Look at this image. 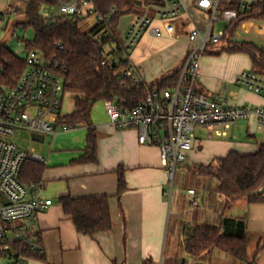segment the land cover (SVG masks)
Returning <instances> with one entry per match:
<instances>
[{
  "label": "crops",
  "instance_id": "1",
  "mask_svg": "<svg viewBox=\"0 0 264 264\" xmlns=\"http://www.w3.org/2000/svg\"><path fill=\"white\" fill-rule=\"evenodd\" d=\"M26 1L0 0V15L11 11L16 14L18 6L24 7ZM181 1L187 12L176 19L173 38L151 39L143 35L129 51V69L134 70L138 81L149 85L171 76L188 52L187 34L207 27L208 14L195 7V0ZM234 1L240 11L245 10L242 6L249 9L256 3L264 4V0ZM148 6L141 3L140 12ZM149 17L154 20L153 25H160L154 12L150 11ZM231 24L219 21L213 30L225 31L230 26L229 31L233 30L230 42L264 46V21ZM229 49L226 40L208 48L200 61L196 89L210 97L224 98L228 107L264 109L263 96L235 83V76L240 72H252L249 57ZM159 53H165L166 59L156 67L152 64ZM103 103L97 102L90 113V128L95 137L94 163H80L86 148V126L58 132L55 137L45 136L50 141L47 148H37L40 151L37 155L42 159L37 162L42 167L39 195L52 204L38 215L36 225L34 240L43 253L39 257L24 254L26 264H264V192L258 195L257 191L261 201L238 200L224 213H220L222 200H218L214 211L204 202L205 195L200 191L196 192L199 201L194 209L189 207L184 190L179 189L174 195L171 189L169 197L170 187L158 149L138 144L134 130L118 131L112 127ZM262 143L264 131L252 121H238L223 134L195 128L192 150L183 166H206L232 151L253 154ZM118 168H122L125 182V190L119 196ZM177 170L175 180L184 171L178 167ZM65 195L74 199L106 197L112 230L91 237L79 234L58 204V198ZM224 220H229V224L223 223ZM206 224L217 226L220 234H243L246 262L230 261L227 255L216 250L198 259L191 258L185 251V241L193 235L196 226ZM0 263L6 264L3 259Z\"/></svg>",
  "mask_w": 264,
  "mask_h": 264
},
{
  "label": "built area",
  "instance_id": "2",
  "mask_svg": "<svg viewBox=\"0 0 264 264\" xmlns=\"http://www.w3.org/2000/svg\"><path fill=\"white\" fill-rule=\"evenodd\" d=\"M159 1L160 4L149 5L142 13L131 15L123 31L124 51H130L143 35L151 39L175 36L176 19L185 14L187 8L181 0ZM220 1L195 0V7L208 14V25L187 34L188 52L180 64L179 78L173 89L148 92L144 101L130 111L120 110L109 101L103 103L112 127L118 131L134 130L138 144L158 149L170 187L169 197L177 167L192 150L195 128L223 134L238 121H252L264 131V109L228 107L224 98L210 97L196 89L202 57L208 48L219 44L224 35L222 30H213L214 24L237 19L236 11L219 7ZM242 8L247 10L248 6ZM57 10L60 15L77 19L92 18L103 26L117 13L113 7L101 14L90 0H60ZM150 11L154 12L159 26L153 25ZM24 64L11 87L1 82L4 71L0 68V259L6 264H26L25 250L32 254L43 253L34 240L36 225L38 215L52 204L51 200L40 197L41 184L24 186L19 182L23 163L26 160L42 162V159L33 152L19 150L12 136L16 130L43 137H55L58 132L70 130L56 127L63 99L64 70L35 51L26 54ZM104 64L102 61L101 65ZM125 76L133 82L138 80L132 69L127 70ZM235 83L264 97V79L251 71L237 74ZM185 199L191 209L197 207L199 199L192 189L185 191Z\"/></svg>",
  "mask_w": 264,
  "mask_h": 264
},
{
  "label": "trees",
  "instance_id": "3",
  "mask_svg": "<svg viewBox=\"0 0 264 264\" xmlns=\"http://www.w3.org/2000/svg\"><path fill=\"white\" fill-rule=\"evenodd\" d=\"M90 1L101 14H105L113 7L117 9V13L107 25L95 23L90 31L83 33L79 28L82 19L58 13L60 0H27L23 10L15 11L21 12L25 20L14 26L23 32L31 30L33 33L31 41H22L27 53L35 51L64 70L63 96L64 94L71 96L73 110L68 115L58 116L56 127L64 126L68 129L88 127L86 148L80 163H94L96 159L90 113L97 102L109 101L120 110L130 111L144 101L148 92L174 88L180 74L178 69L168 78L149 85L138 80L133 82L125 76L129 63L127 57L123 58L126 51L122 49V34L117 30L118 20L125 15L141 13L133 1H140L143 5H157L160 4L159 0ZM219 4L221 9L237 12V19L231 22L233 26L244 20L264 21L263 3L250 5L248 10L243 11H240L238 3L234 0L228 3L221 0ZM229 27L225 29L221 41L228 42L230 52L247 55L251 61L252 72L264 77V46L230 42L233 30L229 31ZM108 47L110 49L107 50ZM102 61L105 62L103 66ZM24 66V60L0 44L3 84L13 86ZM184 164L185 161L178 168L184 169L187 175L195 179L196 191L205 195L204 202L214 211H217L216 204L219 199L222 200L220 213H224L238 200L244 199L249 203L261 201L257 191L264 186V143L260 144L253 154L232 151L206 166L185 167ZM41 174L42 167L39 163L26 160L18 179L24 186L40 184ZM116 174L119 196L125 190L122 168H118ZM214 182L215 185L212 186L211 183ZM57 201L79 234L91 237L112 230L106 197L74 199L65 195L59 197ZM223 223L229 224V220H224ZM184 246L186 253L194 259L211 250L222 252L236 262L245 263L247 259L244 235L220 234V229L215 225L196 226L193 235L185 241ZM24 254L29 257L40 256L26 250Z\"/></svg>",
  "mask_w": 264,
  "mask_h": 264
},
{
  "label": "rangeland",
  "instance_id": "4",
  "mask_svg": "<svg viewBox=\"0 0 264 264\" xmlns=\"http://www.w3.org/2000/svg\"><path fill=\"white\" fill-rule=\"evenodd\" d=\"M18 9L23 10V5H19ZM139 9H142V7H139ZM54 12L57 11L54 10ZM24 20L25 17L21 12L16 14H12L11 12L2 13V17L0 18V43L5 45V47L10 52L15 54L20 59H23L26 56V52L23 47L22 41H31L33 39V33L31 30H27L23 32L19 27L18 28L14 27L15 26L14 24L23 22ZM94 26H95V22L93 21L92 18H87L79 22V28L83 33L88 32ZM108 49L110 48L108 47L107 50ZM128 53L129 50L126 52V55H123V58H126L128 56ZM164 54L165 53H159L154 58L152 65L157 67L160 64V62L165 60L166 55ZM72 110H73V101L71 99V96L69 94H64L61 103L60 113L62 115H68L69 113H71ZM44 140L45 141L43 142V144H38L31 140V137L27 132L18 131V130H16L12 136V141L19 149H22L23 151H27V152H33L38 155H40V151L37 148L38 147L47 148V145L50 142L48 137H46ZM178 180L180 183L178 182ZM172 187H173L172 192L174 195H176L179 189H181V191L182 190L187 191L192 189L193 191L197 192L196 191L197 189L195 188V179L187 175V173L184 171L182 175L179 176V179L178 177L176 178ZM226 258L230 261H233L230 257H226Z\"/></svg>",
  "mask_w": 264,
  "mask_h": 264
},
{
  "label": "water",
  "instance_id": "5",
  "mask_svg": "<svg viewBox=\"0 0 264 264\" xmlns=\"http://www.w3.org/2000/svg\"><path fill=\"white\" fill-rule=\"evenodd\" d=\"M133 4L137 7L141 6V2L140 1H133ZM131 20V15H125L119 18L118 20V25H117V30L122 33L126 27V25L128 24V22ZM52 127H54L52 125ZM31 140L34 142H38V143H42L44 140V137L42 135H36V134H32L31 135ZM264 192V187H262L259 191H258V195H261Z\"/></svg>",
  "mask_w": 264,
  "mask_h": 264
}]
</instances>
